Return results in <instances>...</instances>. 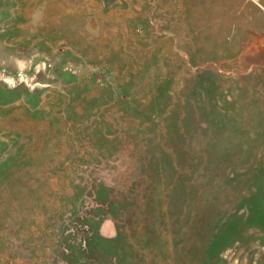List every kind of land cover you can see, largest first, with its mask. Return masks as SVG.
<instances>
[{
    "label": "rangeland",
    "instance_id": "rangeland-1",
    "mask_svg": "<svg viewBox=\"0 0 264 264\" xmlns=\"http://www.w3.org/2000/svg\"><path fill=\"white\" fill-rule=\"evenodd\" d=\"M28 1L0 0V264H264V1L55 0L51 31Z\"/></svg>",
    "mask_w": 264,
    "mask_h": 264
},
{
    "label": "crops",
    "instance_id": "crops-1",
    "mask_svg": "<svg viewBox=\"0 0 264 264\" xmlns=\"http://www.w3.org/2000/svg\"><path fill=\"white\" fill-rule=\"evenodd\" d=\"M65 10L64 4L55 0H29L23 8V11L31 16L30 20H32L38 30L49 31L63 26L68 14ZM51 44L52 46L50 47L55 49L59 42L55 41Z\"/></svg>",
    "mask_w": 264,
    "mask_h": 264
},
{
    "label": "bare ground",
    "instance_id": "bare-ground-1",
    "mask_svg": "<svg viewBox=\"0 0 264 264\" xmlns=\"http://www.w3.org/2000/svg\"><path fill=\"white\" fill-rule=\"evenodd\" d=\"M264 1V0H263Z\"/></svg>",
    "mask_w": 264,
    "mask_h": 264
}]
</instances>
